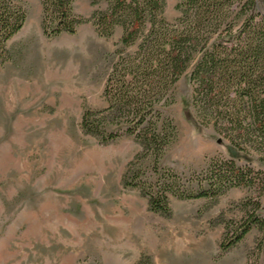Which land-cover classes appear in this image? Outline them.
<instances>
[{"label":"rangeland","instance_id":"374dc122","mask_svg":"<svg viewBox=\"0 0 264 264\" xmlns=\"http://www.w3.org/2000/svg\"><path fill=\"white\" fill-rule=\"evenodd\" d=\"M18 1L26 24L8 44L13 59L0 64V264H137L144 257L150 264H246L257 230L227 252L220 246L229 222L245 218L247 200L260 198L264 216L261 185L232 189L216 201L172 198L170 218L152 213L140 191L122 186L140 144L124 137L100 145L81 127L85 111L108 107L104 91L122 50L121 29L104 39L87 22L75 35L48 39L41 0ZM179 2L165 0V21L179 18ZM107 8L104 0L74 3L87 20ZM190 73L161 108L177 137L160 166L187 178L230 160L228 140L195 125ZM236 164L264 176L255 152ZM150 167L147 161L143 170Z\"/></svg>","mask_w":264,"mask_h":264},{"label":"trees","instance_id":"16d2710c","mask_svg":"<svg viewBox=\"0 0 264 264\" xmlns=\"http://www.w3.org/2000/svg\"><path fill=\"white\" fill-rule=\"evenodd\" d=\"M75 1L41 0L42 31L55 39L75 35L92 22L98 36L109 39L121 29L122 50L104 91L108 107L85 111L81 127L100 145L124 137L140 144L122 176L123 188L140 191L149 210L166 218L173 214L172 198L216 201L232 189H253L258 183L264 191L261 173L236 164L254 152L264 163V0H180L174 23L162 18L165 0H104L108 8L88 20L75 13ZM26 20L18 0H0V64L13 59L8 44ZM133 47L132 54L125 53ZM190 69L195 125L200 132L211 126L228 140L230 160L187 178L160 166L177 137L176 125L161 108L170 105L172 89ZM147 161L151 167L144 171ZM244 209L241 223L227 225L220 249L227 252L257 230L246 264H264L260 198L247 200ZM146 262H151L148 257L137 264Z\"/></svg>","mask_w":264,"mask_h":264}]
</instances>
